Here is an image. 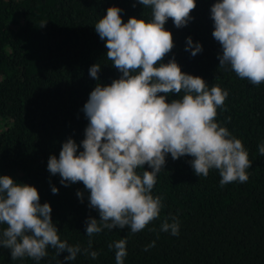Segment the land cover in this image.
Wrapping results in <instances>:
<instances>
[{
	"label": "trees",
	"instance_id": "1",
	"mask_svg": "<svg viewBox=\"0 0 264 264\" xmlns=\"http://www.w3.org/2000/svg\"><path fill=\"white\" fill-rule=\"evenodd\" d=\"M195 2L185 27L176 28L171 19L165 24L174 47L162 62L174 58L183 73L227 91L216 122L241 140L252 161L249 178L221 186L218 170L198 177L191 157L173 160L169 154L151 193L161 198L159 218L138 233L105 228L89 237L85 221L99 220V214L89 207L88 191L80 182L63 186L59 174L48 172V159H58L68 139L80 145L88 125L83 107L91 91L122 75L107 59L95 23L109 7L122 10L124 23L129 18L150 21L151 9L137 0H0V176L35 187L40 204L51 207L61 241L81 249L75 260L66 261L67 252L57 256L48 247L36 261L12 260L10 250L0 246V264H116L109 244L121 238L127 240L123 264H264V156L258 151L264 144V83L252 85L230 66L219 67L222 49L212 37L210 12L216 0ZM189 37L202 46L196 56L185 51ZM96 64L100 72L94 80L89 69ZM178 98L169 94L167 100ZM142 171L151 169L144 165ZM172 217L179 222L178 236L160 231ZM89 240L96 259L84 252ZM153 241L155 246L145 251Z\"/></svg>",
	"mask_w": 264,
	"mask_h": 264
},
{
	"label": "clouds",
	"instance_id": "2",
	"mask_svg": "<svg viewBox=\"0 0 264 264\" xmlns=\"http://www.w3.org/2000/svg\"><path fill=\"white\" fill-rule=\"evenodd\" d=\"M137 2L151 9L150 21L129 18L124 23L122 10L109 7L95 23L96 33L105 41L107 59L122 75L110 86L97 84L91 91L83 107L88 125L80 145L68 139L59 158L50 156L47 163L48 172L59 174L63 186L80 182L88 191L89 207L99 214V220L85 221L89 237L105 228L127 227L138 233L159 218L161 198L151 193L169 154L173 160L191 157L198 177L218 170L221 186L246 183L252 164L241 140L216 122L227 91L183 73L174 58L162 62L174 47L165 24L171 19L176 28L185 27L192 19L195 0ZM210 12L212 37L222 49L219 67L230 66L238 78L252 85L264 83V0H216ZM186 43L185 51L191 49L192 56L202 51L190 37ZM99 72V64L89 69L94 80ZM169 94L179 98L168 102ZM78 147L83 150L78 152ZM258 151L264 156V144ZM144 165L151 171L138 172ZM51 191L58 193L55 187ZM77 196L82 199L80 192ZM51 211L48 203L40 204L35 187L0 176V225H6L0 230V246L10 250L12 260L39 261L48 247L57 256L67 252L66 261L75 260L81 249L61 241ZM171 219L161 223L160 231L178 236L179 222ZM126 244L124 238L109 244L115 249L116 264H123ZM154 246L155 241L145 251ZM90 249L91 240L84 252L96 259L98 253Z\"/></svg>",
	"mask_w": 264,
	"mask_h": 264
}]
</instances>
